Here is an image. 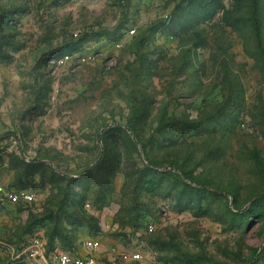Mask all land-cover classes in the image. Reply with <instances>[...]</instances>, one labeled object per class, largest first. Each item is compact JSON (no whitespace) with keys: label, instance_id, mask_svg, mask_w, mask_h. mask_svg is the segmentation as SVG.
Listing matches in <instances>:
<instances>
[{"label":"rangeland","instance_id":"1","mask_svg":"<svg viewBox=\"0 0 264 264\" xmlns=\"http://www.w3.org/2000/svg\"><path fill=\"white\" fill-rule=\"evenodd\" d=\"M1 185L17 248L264 264V0H0Z\"/></svg>","mask_w":264,"mask_h":264},{"label":"built area","instance_id":"2","mask_svg":"<svg viewBox=\"0 0 264 264\" xmlns=\"http://www.w3.org/2000/svg\"><path fill=\"white\" fill-rule=\"evenodd\" d=\"M135 31H131L134 34ZM78 36L79 33H74ZM62 59L60 62H64ZM1 201H7L13 205H28L35 201L36 192L33 189L15 190L8 189L6 186H0ZM90 207V205H88ZM105 230H116L118 226L115 223L106 222ZM156 230L154 222L147 223V231L152 233ZM46 239L41 235H33L27 238L20 248L10 245L8 242L0 241V249L6 253L11 260L26 257L30 260L40 262V264H99L98 256L105 253L111 261L130 264L141 262L144 256L139 251H131L122 245H105L101 238L86 237L82 240V253L73 254L60 248L48 250Z\"/></svg>","mask_w":264,"mask_h":264},{"label":"crops","instance_id":"3","mask_svg":"<svg viewBox=\"0 0 264 264\" xmlns=\"http://www.w3.org/2000/svg\"><path fill=\"white\" fill-rule=\"evenodd\" d=\"M116 209L117 208H115V206H112V207H110V208H107L106 210H105V212L103 213V215H102V224L104 225L106 222H113L112 221V216H113V212H115L116 211Z\"/></svg>","mask_w":264,"mask_h":264},{"label":"trees","instance_id":"4","mask_svg":"<svg viewBox=\"0 0 264 264\" xmlns=\"http://www.w3.org/2000/svg\"><path fill=\"white\" fill-rule=\"evenodd\" d=\"M256 27H257V30H259V28H258V25H256ZM147 170H152V169H150V168H148ZM88 175V173H86V174H84L83 176H81V177H77V178H74L73 179V183L75 182V183H80V182H84L85 180V177ZM98 177L100 176V174L98 173V175H97ZM151 182V179L148 181V182H145V183H150ZM76 185H78V184H76ZM148 185V184H147ZM79 186V185H78ZM48 243V242H47ZM48 245V250H53L52 248H50L49 247V244H47Z\"/></svg>","mask_w":264,"mask_h":264}]
</instances>
